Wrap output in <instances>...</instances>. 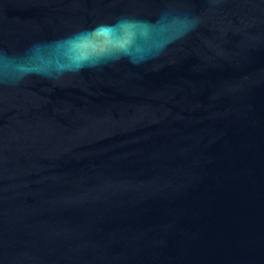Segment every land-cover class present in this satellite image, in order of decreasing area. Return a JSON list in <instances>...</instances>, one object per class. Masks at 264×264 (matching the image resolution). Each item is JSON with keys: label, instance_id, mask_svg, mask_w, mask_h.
<instances>
[{"label": "water", "instance_id": "1", "mask_svg": "<svg viewBox=\"0 0 264 264\" xmlns=\"http://www.w3.org/2000/svg\"><path fill=\"white\" fill-rule=\"evenodd\" d=\"M0 264H264V0H0Z\"/></svg>", "mask_w": 264, "mask_h": 264}]
</instances>
